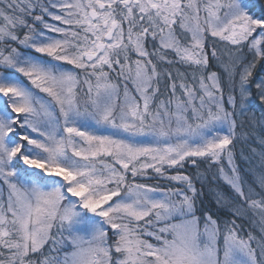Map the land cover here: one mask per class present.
Returning <instances> with one entry per match:
<instances>
[{
  "label": "snow or ice",
  "instance_id": "6c2138e0",
  "mask_svg": "<svg viewBox=\"0 0 264 264\" xmlns=\"http://www.w3.org/2000/svg\"><path fill=\"white\" fill-rule=\"evenodd\" d=\"M258 63L254 0H0V264H264Z\"/></svg>",
  "mask_w": 264,
  "mask_h": 264
},
{
  "label": "trees",
  "instance_id": "16d2710c",
  "mask_svg": "<svg viewBox=\"0 0 264 264\" xmlns=\"http://www.w3.org/2000/svg\"><path fill=\"white\" fill-rule=\"evenodd\" d=\"M255 3H257V5H259L260 3H264V0H254ZM211 68L210 71H216V72H221L222 69L217 65L216 61H212L211 62ZM183 70V68H181V71ZM264 77V63H258L255 67V69L253 70V76H252V81L253 83L250 85V89L253 93V96L251 97V103H250V111L245 113L246 117H251V116H255L257 120H262L264 119V105H261L259 100H258V96L256 95V89H255V82H258V80ZM225 96L228 95V89L225 88ZM238 95V93H237ZM244 117H241V119H243ZM252 130V129H250ZM256 132H259L260 128H259V124L256 125L255 129ZM244 148L245 153H247V147L246 146H242L240 144L237 145L236 147V151L238 154V158H237V162L241 163V161L239 160V151L241 148ZM242 167H247L246 165H242ZM186 171H195L194 168H192L191 166H187L186 167ZM155 184H159L162 187H168L170 186L168 184L167 181L164 182H160V181H156ZM221 186H222V190L225 192H229L230 190L227 188V186H224L223 183L221 182ZM199 187V185H198ZM203 204L200 205L198 202V206L207 209V210H211V211H216V204L214 199L212 198L211 194L208 193L207 188H205V195L203 196ZM199 215V212L197 213ZM238 223H242V230H241V235L242 236H246V233L249 231H255V228L253 226H250L249 223L247 221L241 222L238 221Z\"/></svg>",
  "mask_w": 264,
  "mask_h": 264
},
{
  "label": "rangeland",
  "instance_id": "374dc122",
  "mask_svg": "<svg viewBox=\"0 0 264 264\" xmlns=\"http://www.w3.org/2000/svg\"><path fill=\"white\" fill-rule=\"evenodd\" d=\"M223 47H224V45L219 44V43L217 44V48L218 49H221ZM250 108H251V106H250ZM189 166H191V165H189ZM248 179H251V177H248ZM156 181L164 182L165 180H148V181H141V182H146V183H149V184H155Z\"/></svg>",
  "mask_w": 264,
  "mask_h": 264
}]
</instances>
